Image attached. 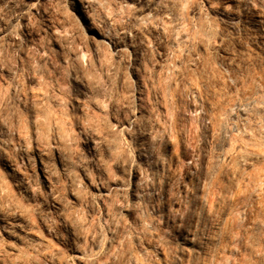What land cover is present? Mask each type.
Listing matches in <instances>:
<instances>
[{"label": "rangeland", "instance_id": "374dc122", "mask_svg": "<svg viewBox=\"0 0 264 264\" xmlns=\"http://www.w3.org/2000/svg\"><path fill=\"white\" fill-rule=\"evenodd\" d=\"M219 3L0 0V129L29 107L137 126L94 150L73 127L72 162L29 183L44 229L0 264H264V0L261 23Z\"/></svg>", "mask_w": 264, "mask_h": 264}, {"label": "bare ground", "instance_id": "6f19581e", "mask_svg": "<svg viewBox=\"0 0 264 264\" xmlns=\"http://www.w3.org/2000/svg\"><path fill=\"white\" fill-rule=\"evenodd\" d=\"M77 1L71 0L74 5H76ZM226 3H230L231 8H226L224 5ZM247 4V0H220L215 12L224 20L243 19L245 21L250 18L254 23L258 21L261 23L262 16L260 13L246 10L249 9L247 8ZM75 11L80 18L86 19L80 5H76ZM84 27L90 37L98 35L93 26L85 24ZM244 34V36L249 35L248 32ZM199 44L205 49L208 43L200 39ZM211 47L213 46L211 45ZM114 49L116 52L121 51V54H123L124 49L122 50L120 45H115ZM134 50H130L125 63L126 70L132 75H136V64L139 59L137 52ZM228 59L231 60L229 57ZM136 98L139 99L137 96ZM79 109V104L72 106V110L75 112ZM138 116L134 115V118L136 117L137 119ZM84 121L86 124H84ZM102 124L90 121L82 115L75 116L71 121L68 120L67 115L62 113L51 114L43 108L36 109L29 107L26 115L22 116V114L17 112L14 113L9 119L7 127L4 126L0 129V231L3 233L0 239V243H2L0 245V260L6 253L20 258L18 247L26 245L28 239L31 237L34 240H38L40 236L38 232L40 229H44L45 224L41 216L36 214L31 204L35 202V191L30 188L29 183L35 178H41L44 185L49 188L51 186L50 177L54 171V164L57 162L60 166H64L63 158L70 159L69 161L72 160L67 152L70 148L69 143L74 141L72 134L73 127L79 128L84 132L86 145L89 150H94L96 141L101 140L105 142L104 146L107 148L109 137L113 139L116 137L117 139L119 134L131 136L132 132L136 130L135 127H137L136 120L131 118L124 121H115L112 125ZM52 144L57 146L55 147L56 151L51 150ZM138 145L143 149L144 144L141 140L138 141ZM113 148L121 157L126 155V152L117 144H114ZM86 167L83 170H86ZM83 175L90 183L87 172L83 171ZM113 188L114 191H118L119 193H126L128 191L127 186L123 182H116ZM18 191L23 196H17L16 193ZM109 194L108 190L106 196L108 197ZM73 198L75 199V196ZM76 200L77 202L79 201L77 198ZM57 235L58 233L55 234L58 238ZM76 256L82 262L87 263L81 253H78Z\"/></svg>", "mask_w": 264, "mask_h": 264}]
</instances>
